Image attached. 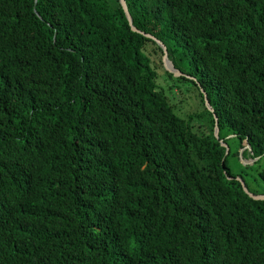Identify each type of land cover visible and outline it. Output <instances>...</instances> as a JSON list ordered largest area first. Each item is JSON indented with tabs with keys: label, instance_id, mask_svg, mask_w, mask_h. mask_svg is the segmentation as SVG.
Masks as SVG:
<instances>
[{
	"label": "trees",
	"instance_id": "trees-1",
	"mask_svg": "<svg viewBox=\"0 0 264 264\" xmlns=\"http://www.w3.org/2000/svg\"><path fill=\"white\" fill-rule=\"evenodd\" d=\"M124 1L0 0V264H264V0Z\"/></svg>",
	"mask_w": 264,
	"mask_h": 264
},
{
	"label": "rangeland",
	"instance_id": "rangeland-1",
	"mask_svg": "<svg viewBox=\"0 0 264 264\" xmlns=\"http://www.w3.org/2000/svg\"><path fill=\"white\" fill-rule=\"evenodd\" d=\"M164 68V67H163ZM165 70V71H164ZM163 71H159L160 75H164V78H167L168 81L167 83H169L170 85L174 83L175 87H176V93L175 95L171 96L170 98L173 99L171 100L173 103L177 104V107L180 106L179 102L180 101H186L188 103V106L190 108H192L193 111H196L199 115L206 117V110H208L209 112H211L210 107L208 108L206 103L208 102L206 99V93L203 89H201L198 85V82L195 78H185L184 79H188V80H177L175 78L174 75H172V77H169V75L166 71V69L164 68ZM160 86H163L165 88V82L164 80L159 77L158 81ZM203 98L204 102L203 105L205 107H203L202 105V99ZM170 101V102H171ZM197 125H201V127H205L204 126V122L202 120L200 121H196ZM230 138H228L227 140H229ZM228 145H229V149L231 150V152H233V150L235 149V140L232 139V141H228ZM242 153H243V149L238 151V156L237 158H231L229 161V165L230 168L233 172L237 173L239 171H244V178H245V183L247 185V187L251 188L250 185H255L254 182L257 183V181H253L252 177L254 176L253 173H256L258 170L264 169V158L261 160L259 165H252L250 166V164H252L255 160H249L246 158V156H244V158L242 157ZM248 176H251L248 179ZM255 179V176H254Z\"/></svg>",
	"mask_w": 264,
	"mask_h": 264
},
{
	"label": "water",
	"instance_id": "water-1",
	"mask_svg": "<svg viewBox=\"0 0 264 264\" xmlns=\"http://www.w3.org/2000/svg\"><path fill=\"white\" fill-rule=\"evenodd\" d=\"M119 3H120V6L122 7V9H123V11H124V13H125V15H126V18H127V21H128V24H129V26H130V28H131V30L133 31V32H139L136 28H134L133 27V25H132V19H131V17H130V15L128 14V11H127V7H126V4H125V1L124 0H119ZM147 37L148 38H150V39H152V40H154L162 49H163V53H164V56H163V65H164V68L166 69V71L167 72H170V73H172L174 76H180L181 75V73L178 71V70H176L175 68H173L172 67V65L168 62V60H167V53H166V48H165V46L160 42V41H158V40H156L155 38H153V37H151V36H149V35H147ZM206 104H208V103H206ZM214 135H215V137L216 138H218V128H217V122H215V129H214ZM220 143H221V145H223L224 147H226L225 146V144L222 142V141H220ZM240 181V183H241V185H242V188H243V191L249 196V197H251L252 199H255V200H264V196H255V195H253V194H251L248 190H247V188L245 187V185H244V183L241 181V180H239Z\"/></svg>",
	"mask_w": 264,
	"mask_h": 264
}]
</instances>
